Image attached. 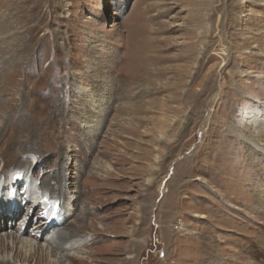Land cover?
Masks as SVG:
<instances>
[{
    "label": "rangeland",
    "instance_id": "1",
    "mask_svg": "<svg viewBox=\"0 0 264 264\" xmlns=\"http://www.w3.org/2000/svg\"><path fill=\"white\" fill-rule=\"evenodd\" d=\"M1 200L0 262L264 264V0H0Z\"/></svg>",
    "mask_w": 264,
    "mask_h": 264
},
{
    "label": "bare ground",
    "instance_id": "2",
    "mask_svg": "<svg viewBox=\"0 0 264 264\" xmlns=\"http://www.w3.org/2000/svg\"><path fill=\"white\" fill-rule=\"evenodd\" d=\"M12 179H11V181H9V183H8V185H3V187H1V192H4L5 191V188H4V186H7V188L8 189H14V190H19L20 191V186H23V182L15 175V173H13L12 172ZM58 182L61 184L62 182H63V179H64V176H63V174H60L59 176H58ZM9 195H10V193L8 194V196L6 197L7 198V200H8V202H9ZM52 198V197H51ZM65 198V197H64ZM62 199V198H61ZM43 200L45 201V200H49L50 201V198H49V195L47 194V193H45L44 194V198H43ZM3 202V200H1L0 201V203H2ZM21 202H22V199H21ZM14 203H16V202H14ZM14 203H13V205H14ZM48 203V202H47ZM263 204V203H262ZM3 204H0V206H2ZM17 205H19V204H17ZM8 206V205H7ZM12 206V204L10 205V207ZM263 207L261 208L262 210H264V205H262ZM54 208L55 207H58L57 206V204H54V206H53ZM51 214H53V210H51V213L50 214H48V215H50L51 216ZM33 216H34V214H33ZM56 217V216H55ZM54 217V219H52V218H48V220L49 221H45V222H43L42 224L43 225H45V228H43L41 225L42 224H40L38 227H36V228H34L32 231L33 232H35V234H37L38 233V231H40V230H43V232H44V234H43V237L44 236H46L47 234H50L49 233V230H50V228L51 227H53V225H56V223H55V220H57L58 218H55ZM4 219H5V225H6V228L7 227H9V222H10V220H8L7 218H5V217H3ZM58 220H60V218L58 219ZM34 221V220H33ZM32 221V222H33ZM34 224V223H33ZM63 231V230H62ZM23 234H25V233H23ZM27 234V236H32V233L31 234H28V233H26ZM25 234V235H26ZM20 235V234H19ZM59 235V234H58ZM21 236V235H20ZM62 234H60V237H58V240H57V242L55 243V246H53V245H51V246H53V248H55L57 245H58V243H59V247H64L66 244H68V243H70V242H72L73 240H74V238H76L78 235H75V236H70V235H68V238L66 237V238H62ZM12 241V243H13V246L15 245V244H17V243H22V245L24 246V242H26V243H31L30 241H26L25 239H22V236L21 237H19L17 234H8V235H0V249H2V250H6L7 248H9L10 246H9V244H8V241ZM49 240V239H48ZM50 241V240H49ZM71 244V243H70ZM69 245V244H68ZM49 246V245H48ZM31 247V246H30ZM44 247V246H43ZM4 250V251H5ZM60 250V249H59ZM37 251H40V248L39 249H37V248H35L34 249V251H32V249H30V255H29V257L31 256V255H33V253L34 254H36L37 253ZM41 251H45L44 249H41ZM52 253H53V256L54 257H57L58 256V254H59V252H58V249H56L55 251L53 250L52 251ZM22 256L23 257H26L24 254H23V252H22V248L21 249H18L17 248V251L15 252V257H19V258H22ZM34 256V255H33ZM66 255H63V257H65ZM29 257H28V259H29ZM40 258V257H39ZM43 259V258H42ZM74 262V261H73ZM0 264H11L10 262H5V261H2V262H0ZM212 264H216V260H214L213 261V263ZM217 264H219V263H217Z\"/></svg>",
    "mask_w": 264,
    "mask_h": 264
}]
</instances>
